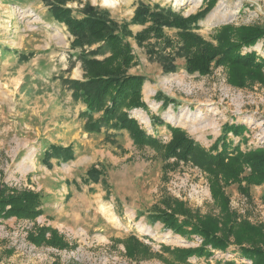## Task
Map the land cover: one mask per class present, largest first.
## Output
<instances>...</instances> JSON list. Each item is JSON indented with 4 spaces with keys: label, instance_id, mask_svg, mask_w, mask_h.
<instances>
[{
    "label": "rangeland",
    "instance_id": "rangeland-1",
    "mask_svg": "<svg viewBox=\"0 0 264 264\" xmlns=\"http://www.w3.org/2000/svg\"><path fill=\"white\" fill-rule=\"evenodd\" d=\"M178 1L67 0L66 6L78 16L88 3L118 23L129 22L140 3L170 6L184 16L205 7L202 0ZM225 23L263 25L264 0H216L198 21L197 32L210 40L215 28ZM148 24L129 29L134 35ZM164 34L176 44L175 29L165 28ZM71 39L44 0H0V192L36 191L43 210L34 220L11 217L0 222V264H165L157 257L129 258L122 239L134 235L164 256L170 255L162 245H199L201 239L173 233L151 213L163 207L165 198H176L201 214L217 215L206 174L190 163L164 167L154 149L137 148L124 130H89L92 120L83 114L84 105L63 82L83 75ZM126 39L136 57L129 72L145 77L142 99L148 106L131 110V115L148 134L167 142L169 123L209 149L230 123L244 130L240 135L226 133L228 148L264 146V83L232 86L220 66L209 75L188 74L183 58L175 59L174 71L164 72L153 53L162 43L152 36L141 45L133 37ZM251 50L264 58L262 41L243 51ZM52 145L70 147L71 156L54 157ZM90 169L98 171L97 180L87 174ZM224 190L238 220L264 225V183L249 186L248 195L236 183ZM42 226L56 229L68 246L32 242L28 233ZM226 259L250 264L219 251L209 258L190 257L187 264Z\"/></svg>",
    "mask_w": 264,
    "mask_h": 264
},
{
    "label": "trees",
    "instance_id": "trees-1",
    "mask_svg": "<svg viewBox=\"0 0 264 264\" xmlns=\"http://www.w3.org/2000/svg\"><path fill=\"white\" fill-rule=\"evenodd\" d=\"M67 0H44L52 17L66 26L72 39L71 49L78 50L77 59L83 71L81 79H63L75 101L84 105L83 114L90 120L89 130L98 131L102 126L115 131L124 130L137 148L150 147L159 155L164 167L175 168L179 163L192 164L207 177L211 198L219 213L201 214L192 210L183 201L165 198L163 207L156 208L151 216L167 229L182 237L201 239L199 245L189 248L169 249L162 245L163 253H155L134 235L122 242L125 253L131 259L157 257L165 264H187L190 257L209 258L216 251L232 253L250 264H264V225L238 220L229 210V198L224 188L238 184L239 190L248 195V187L264 183V146L242 150L239 146L228 148L225 135L232 132L240 135L243 126L226 123L223 136H219L209 148H204L179 126L167 123L170 138L163 142L150 135L131 115L133 109L147 110L142 99L145 77L130 73L136 65L131 43L126 37H133L143 44L149 37L162 43L158 58L162 70L176 69V58L184 59L188 74L209 75L214 67L226 69L227 81L235 87L248 83H264V58L252 48L259 41L264 45V24L225 23L215 28L210 40L197 32L198 21L213 7L216 0H202L204 8L195 14L184 16L178 9L140 3L134 9L129 22L118 23L106 12L86 3L80 14L74 15L66 6ZM143 30L133 35L129 25H144ZM175 29L177 42L174 45L164 34V29ZM167 49L169 51L167 52ZM152 54V50H148ZM169 99L167 100L168 103ZM94 114H98L93 118ZM155 122V117H152ZM157 122L162 123L159 119ZM220 143V145H218ZM54 157L65 159L71 156L70 147H51ZM87 174L97 180L99 173L90 169ZM244 183V184H242ZM264 200V194H263ZM43 213L41 195L24 189L6 193L0 192V222L16 219L34 220ZM28 238L35 244L52 245L59 249L68 245L56 229L42 226L29 232ZM57 264V263H52ZM216 264H236L235 259L218 261Z\"/></svg>",
    "mask_w": 264,
    "mask_h": 264
},
{
    "label": "bare ground",
    "instance_id": "bare-ground-1",
    "mask_svg": "<svg viewBox=\"0 0 264 264\" xmlns=\"http://www.w3.org/2000/svg\"><path fill=\"white\" fill-rule=\"evenodd\" d=\"M109 0H106V2H108ZM179 1L178 0H176V2L175 3H178Z\"/></svg>",
    "mask_w": 264,
    "mask_h": 264
},
{
    "label": "built area",
    "instance_id": "built-area-1",
    "mask_svg": "<svg viewBox=\"0 0 264 264\" xmlns=\"http://www.w3.org/2000/svg\"><path fill=\"white\" fill-rule=\"evenodd\" d=\"M261 146V145H260ZM263 146V145H262ZM197 239H199V238H197Z\"/></svg>",
    "mask_w": 264,
    "mask_h": 264
}]
</instances>
